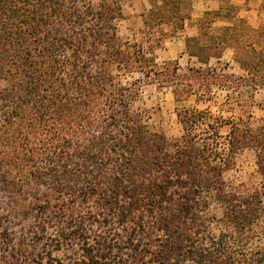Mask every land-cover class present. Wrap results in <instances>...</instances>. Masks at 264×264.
Listing matches in <instances>:
<instances>
[{
	"label": "trees",
	"instance_id": "16d2710c",
	"mask_svg": "<svg viewBox=\"0 0 264 264\" xmlns=\"http://www.w3.org/2000/svg\"><path fill=\"white\" fill-rule=\"evenodd\" d=\"M124 1L92 9L84 0H0V264H264V241L250 247L264 232V123L184 109L183 135L168 140L135 106L140 81L114 72L153 77L176 101L217 103L215 85L227 92L222 109L245 93L254 106L264 25L219 0L202 25L215 32L209 43L186 38L188 55L206 67L180 74L158 67L154 50L162 25L184 28L189 0H148L145 40L134 44L116 31ZM226 48L241 75L210 66ZM245 148L261 181L240 190L225 173Z\"/></svg>",
	"mask_w": 264,
	"mask_h": 264
},
{
	"label": "rangeland",
	"instance_id": "374dc122",
	"mask_svg": "<svg viewBox=\"0 0 264 264\" xmlns=\"http://www.w3.org/2000/svg\"><path fill=\"white\" fill-rule=\"evenodd\" d=\"M92 9H96L99 0H84ZM237 7L240 18H244L249 25L254 28L264 25V0H231ZM220 7L219 0H189L183 12L188 14L189 19L185 20L184 28L176 30V23H165L161 26L164 36H162L159 46L154 50L155 60L158 67L168 65L170 67L177 66L178 72L184 74L189 68L206 67L196 57H190L187 53L186 38L199 37L202 43L208 44L209 37L214 36L215 32L211 29H202L207 26V21L212 20L210 16H206V12L218 10ZM150 9L148 0H125L123 2V17L117 21V32L120 38L125 42L142 43L145 40L142 14ZM205 22V24L203 23ZM203 23V24H202ZM225 23L215 20L214 27L223 26ZM159 29L155 27L152 32L156 36L159 35ZM203 32H208L204 35ZM210 66L226 68L230 74L239 76L242 70L239 64L234 60V50L226 48L223 50L220 59L212 58ZM114 72L119 75L123 83L138 80L140 86V94L135 103L136 108L141 110L145 115V124L152 132H161L166 135L168 140L179 138L183 135V128L178 119V112L184 109H197L202 111H210L216 120H237L239 117L247 119L251 116L253 125L264 123V89L261 87L258 91H254L255 103L250 106V99L246 98L247 93L240 97V104H233L232 108L222 109L220 102L226 96L224 90L217 86H212V93L216 96L217 103L214 102H197L195 97L191 96L186 100L176 101L173 87L160 84L154 78H143L139 73L127 74L123 70L117 68ZM253 76L248 75L247 79ZM220 129L222 147L225 148V135L227 126L223 125ZM221 148L222 153L226 150ZM233 167L225 173V178L240 190L252 189L259 185L261 176L257 171L256 155L254 150L245 148L239 150L234 157ZM212 214L217 218L223 216L222 208L216 203L211 202ZM18 230V229H17ZM218 231L217 226L215 232ZM264 241V232L259 231V236L252 242L251 248L261 244Z\"/></svg>",
	"mask_w": 264,
	"mask_h": 264
}]
</instances>
